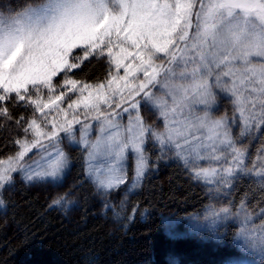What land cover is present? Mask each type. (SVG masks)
<instances>
[{
	"label": "snow or ice",
	"instance_id": "obj_1",
	"mask_svg": "<svg viewBox=\"0 0 264 264\" xmlns=\"http://www.w3.org/2000/svg\"><path fill=\"white\" fill-rule=\"evenodd\" d=\"M93 59L97 64L77 78ZM101 62L103 78L87 79ZM214 90L228 99L231 115H212ZM142 107L162 129L146 122ZM6 128L11 138L4 143L16 151L0 155V192L15 173L28 183H62L64 139L79 145L86 175L104 191L128 182L130 152L131 190L148 169L149 136L212 198L228 199L241 177H255L264 189V143L251 165L243 143L264 130V0H44L0 15V131ZM99 156L102 167L94 163ZM247 202L245 193L238 205L209 204L202 218L208 223L194 217L187 227L218 233L229 221L234 246L264 256V221L253 222L264 208L255 213Z\"/></svg>",
	"mask_w": 264,
	"mask_h": 264
},
{
	"label": "trees",
	"instance_id": "obj_2",
	"mask_svg": "<svg viewBox=\"0 0 264 264\" xmlns=\"http://www.w3.org/2000/svg\"><path fill=\"white\" fill-rule=\"evenodd\" d=\"M44 0H0V13L14 14ZM85 63L77 73L80 78L91 65ZM104 65L87 77L102 79ZM219 105L213 115L231 108L228 99L218 95ZM21 110H16L19 115ZM142 109V114L146 116ZM236 135V132H234ZM8 129L0 131V155L16 151L5 144ZM249 145L248 163L264 143V130L243 141ZM71 164L62 183L24 181L18 175L14 183L1 192L0 264H231L242 253L233 244L235 227L224 223L216 235L189 233L180 235L182 224L167 228L165 217L184 218L201 212L207 205L217 208L228 200L235 204L245 193L247 207L256 212L264 207V189L255 177H241L228 199L212 198L207 186L194 181L179 160L151 163L143 180L130 189L132 160L128 164V182L119 189L101 191L87 177L84 153L79 146L63 144ZM66 201H52L65 196ZM113 209L120 213L116 216ZM135 209V211H133ZM264 219V217H263ZM226 233H231L226 234ZM220 238H215L216 236ZM253 260L251 264H261Z\"/></svg>",
	"mask_w": 264,
	"mask_h": 264
},
{
	"label": "rangeland",
	"instance_id": "obj_3",
	"mask_svg": "<svg viewBox=\"0 0 264 264\" xmlns=\"http://www.w3.org/2000/svg\"><path fill=\"white\" fill-rule=\"evenodd\" d=\"M41 3H43V2H41ZM41 3H39V4H34L33 6H30V7H36V6H38V5H40ZM0 15H12V14H8V13H0ZM254 59H259V58H254ZM214 91H217V95H220L221 96V94H219V92H218V90H214ZM156 93H157V95H162V93H161V91H160V89L159 88H157L156 89ZM223 97V96H222ZM218 102H219V99H218ZM218 105H219V103H218ZM218 105L217 106H214L213 107V109H212V115H213V111H214V109L215 108H217L218 107ZM142 109L146 112L145 114H146V122L148 123V124H153L157 129H162L163 128V121L162 120H157L156 119V117H155V115L154 114H152V115H149V113H148V111L145 109V108H143L142 107ZM195 111H196V114H200L201 113V111H202V108H201V106H196V109H195ZM223 112H225V111H223ZM141 114H142V111H141ZM143 115V114H142ZM222 115V114H221ZM231 115V114H230ZM214 117L215 116H220V115H213ZM122 123H124V124H127V116L125 115L124 116V118H123V121H122ZM96 127H98V125L97 126H95L94 128H93V131H92V135H91V139H95V136H96V130H95V128ZM234 132H236V134H238V132H239V128L237 127V128H234ZM234 135H235V133H234ZM79 136H80V133H79V128L77 127V130H76V140L78 141L79 140ZM64 143H69V141L67 140V139H64L63 141H62V144H61V146H62V148L64 149V147H63V144ZM77 146H79V145H77ZM65 151V150H64ZM144 152H145V155L148 157V168L150 167V165H151V163H154L153 164V166H155V164H156V160L157 159H160V160H162V161H164V162H167V161H170V160H178V159H176L173 155H172V153L171 152H169V151H165V153L163 154V155H161V152H160V150H159V146L158 145H155L154 144V142L152 141V139H151V137L149 136V138H148V140H147V143H146V145H145V147H144ZM67 154V153H66ZM36 155V152L35 151H33V153H31L30 155H29V159H31L32 157H34ZM67 158H68V167H67V169L69 168V166H70V164H71V161H70V158L68 157V155H67ZM131 158V160H132V163H133V157H132V154L129 152V154H128V159H127V161H126V167H127V169H128V164H129V159ZM181 162V161H180ZM94 163H96V165L97 166H104L105 164H106V161H105V159L103 158V156H99L97 159H96V161H94ZM84 165H85V160H84ZM251 165V164H250ZM85 168H86V165H85ZM67 169H66V171H67ZM15 175H18L19 177H21L22 178V174L21 173H15L14 174V176ZM14 176H13V179H14ZM88 177V176H87ZM89 178V177H88ZM23 179V178H22ZM90 179V178H89ZM91 180V179H90ZM92 181V180H91ZM93 182V181H92ZM94 183V182H93ZM131 183H132V181H131ZM131 183H130V185H131ZM95 184V183H94ZM96 186V185H95ZM135 188H132V191L134 190ZM101 190V189H100ZM101 191H104V190H101ZM0 199H1V192H0ZM3 205H0V207H2ZM262 208H264V207H262ZM207 211V208L205 207L201 212H199V213H197V214H190V215H188V216H186L185 218H184V220H183V222H181V220L183 219V218H176V219H174V218H171V217H165V219H164V221H165V225H166V227L167 228H170V227H172V226H174V224H176V223H181L182 224V230H180V231H178V233L180 234V235H182V234H185L186 232H189V233H201V234H208V235H216V233H212V232H210V231H205V230H201V231H192L190 228H188L187 227V225L189 224V222L190 221H192L193 220V218L194 217H200L201 218V221H200V223H202V224H207L208 223V221H204L202 218L204 217V213ZM259 212V210L258 211H256L255 213H258ZM262 221H264V219H263V217H258V218H256V219H254V224H256V225H259ZM227 222H229V221H223L222 223L224 224V223H227ZM242 253V256H241V258H240V260H238L239 261V264H251L252 262H253V260H257V259H261V258H264V256H262V254L260 253V252H241Z\"/></svg>",
	"mask_w": 264,
	"mask_h": 264
}]
</instances>
